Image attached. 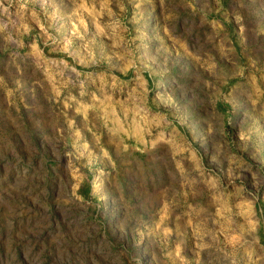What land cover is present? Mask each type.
Returning <instances> with one entry per match:
<instances>
[{
    "label": "rangeland",
    "instance_id": "obj_1",
    "mask_svg": "<svg viewBox=\"0 0 264 264\" xmlns=\"http://www.w3.org/2000/svg\"><path fill=\"white\" fill-rule=\"evenodd\" d=\"M0 264H264V0H0Z\"/></svg>",
    "mask_w": 264,
    "mask_h": 264
}]
</instances>
